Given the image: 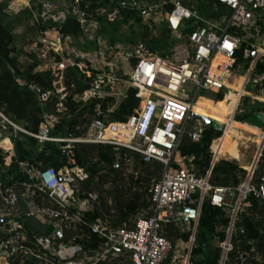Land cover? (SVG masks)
Masks as SVG:
<instances>
[{
    "label": "built area",
    "instance_id": "1",
    "mask_svg": "<svg viewBox=\"0 0 264 264\" xmlns=\"http://www.w3.org/2000/svg\"><path fill=\"white\" fill-rule=\"evenodd\" d=\"M198 2L119 0L112 9L97 8V15L109 21L116 20L122 9L136 11L151 33L166 25L174 41L165 56L152 51L142 38L103 47L98 36L100 22L82 7L81 0H64L62 6L54 0L34 3L31 12L35 23L38 27L49 24L45 30L39 29L35 50L42 62L39 68L50 74L53 88L43 91L34 84L30 88L41 105L55 94L60 100L54 111L44 114L35 131L0 108V264H176L173 261L180 258V264H190L207 195L212 205L230 213L226 238L219 244L220 264L247 263L256 249L254 245L250 250L242 248L241 239L237 238L236 250L237 215L249 205L248 196L264 206V141L259 144L254 169L239 186H213L211 168L206 175H199L195 165L181 154L179 145L185 135L192 141H201L207 121L196 110L203 97L199 93L204 90L216 97L222 91L225 96L230 91L225 75L238 71L236 52L257 15L264 14V0H219L229 10L222 11L220 19L200 11ZM68 16L79 22L85 42L97 43L94 53L98 66L88 58L87 51H76L71 44L74 36L63 33ZM233 27L243 29L245 34L231 33ZM262 54L253 52L254 61L239 74L244 76L243 91L238 92L232 117L244 96L264 103V73H254ZM249 55L247 49L245 57ZM219 56L224 60L217 62ZM70 68L80 71L88 85L73 99L80 104L97 101L92 117L83 125L86 131L80 135L54 133L63 120L73 116L65 103ZM18 81L25 84L22 79ZM130 87L136 89L139 99L135 114L125 122L109 120L110 112ZM109 97L114 102L108 101ZM105 101L107 111L102 107ZM28 137L38 141L39 150L46 143L59 146L67 156L66 163L56 168L40 160L19 159L16 142ZM81 143L113 146L117 159L123 160L121 171L125 178L137 179L141 174L136 157L144 165L154 160L163 163L162 176L152 177L148 186L149 206L121 226L107 219L90 220L87 215L96 208L99 194L82 190L90 172L76 162L75 148ZM213 152L214 164L218 158ZM256 169L260 171L258 176ZM171 230L181 235L171 236ZM186 233L190 234L188 249L184 255H175L184 242L182 234ZM243 233L245 229L241 228L237 235ZM90 234L98 237L96 246H91ZM235 250L232 259L230 254Z\"/></svg>",
    "mask_w": 264,
    "mask_h": 264
},
{
    "label": "trees",
    "instance_id": "2",
    "mask_svg": "<svg viewBox=\"0 0 264 264\" xmlns=\"http://www.w3.org/2000/svg\"><path fill=\"white\" fill-rule=\"evenodd\" d=\"M119 0H81L82 7L89 13H92L95 18L100 22L99 31L105 37L109 38V44L114 45L117 42H136L142 38L146 40L148 47L158 52L160 55H167L168 49L174 41L171 38V31L162 25L159 27L161 35L159 37H151V29L149 25L143 23V18L136 11L122 9L120 16L114 20L109 21L105 16L97 15V8L107 7L114 8ZM217 4V9H214V4ZM198 8L200 11L206 12L209 17L220 19L222 11H228L227 7L222 6L219 0H199ZM32 13V12H31ZM264 14H258L256 22L252 27L253 32L259 29L264 31ZM134 23L140 24V27L135 30ZM49 24L41 23L39 29L45 30ZM122 26L131 28L129 35H122L119 30ZM258 28V29H257ZM63 33L71 35L76 38L80 37L83 33L79 22L73 16H68V19L62 28ZM137 31V32H136ZM231 33L237 35H244L245 31L239 28H231ZM15 35L10 26H8L3 17L0 15V108L5 109L13 119L24 122L31 130H37L43 116L46 112L54 111L56 104L59 102L60 97L58 94L52 95L46 105H41L38 95L30 88L31 84L39 86L43 91L51 90L52 77L46 71H42L41 60L34 53H30L33 57L32 63H20L19 51L13 45ZM254 38L244 39L240 48L236 52V63H244V68L250 67L254 61L252 55L255 49L253 44ZM90 44L97 45L96 42ZM251 51L248 57H245L246 50ZM224 59V58H220ZM254 73H264V57L256 62ZM67 83L70 85L67 92V99L65 103L72 113L69 120H63L61 124L54 130L55 134L67 135L73 133L80 135L85 133L86 128L83 127L84 123L92 117L94 108L97 101H91L88 104H80L73 98L77 93L82 92L88 87L83 81V74L74 68H70L67 73ZM244 76L239 75L233 71L230 72L228 79L229 86L235 90V84L241 86L240 80ZM19 79L25 81L22 85ZM239 89H237L236 93ZM136 89L133 87L128 88L126 95L123 97L119 105L110 112L109 120L125 122L128 118L135 114L136 109L139 107V99L135 95ZM225 91L217 94V101H224ZM114 102L113 97L107 99ZM107 101L102 105L104 110L107 109ZM89 117V118H88ZM211 118V117H210ZM236 126L235 129L245 130L247 123L254 127L256 132H261L262 137L258 145L264 141V133L259 128H264V103L255 100L251 97L244 96L238 107V111L234 115ZM212 119V118H211ZM235 121L234 125H235ZM221 121L212 120L205 126L203 137L201 141H192L187 135L183 136L179 145V151L182 155L188 157V163L194 164L196 172L199 175H206L211 168L210 183L213 186H239L241 185L248 171L244 169L235 159H220L213 164L214 159V146L218 142L224 131V125L219 123ZM225 120V125L227 124ZM80 126V129L77 127ZM121 131L124 132V130ZM220 138V139H218ZM218 139V140H217ZM216 140V141H215ZM234 142L238 146L240 143L244 144L239 134L235 135ZM245 145V144H244ZM223 148V144L219 143ZM16 149L18 157L21 160H29L35 162L40 160L45 165H53L56 168L61 167L67 161V156L64 151L54 143H46L41 150H39V143L32 137L26 140H17ZM213 149V150H212ZM117 151L111 145L103 144H78L75 148V158L78 165L85 167L90 172V178L84 183L82 190H94L99 188V184L110 181L113 184V191H109L113 195L115 208L114 215L106 217L109 214L108 207L104 204L105 209L96 207L93 212L88 213L87 217L90 220L100 218L101 220H109L114 225H123L128 222L139 210L149 206L148 200V186L144 187V183L149 181L154 175L153 171L144 165L139 158L136 157V166L141 167V174L137 179L131 178V182L136 184L139 189L135 191H126L124 189V177L122 176L121 167L123 165L122 159H117ZM104 171L102 172L101 170ZM260 172V171H259ZM255 170V173H259ZM97 178V180H96ZM131 188V187H130ZM114 193V194H113ZM100 198H102L100 196ZM103 199V198H102ZM246 202L248 206L242 207L238 213L236 227L238 231L241 228L245 229V233L235 236L241 239L242 248L250 250L252 245L255 246V251L251 255L246 264H264V206L253 196H248ZM102 203H105L102 200ZM230 222V213L220 207L211 204L208 198L204 199L201 215L199 218L196 239L193 244L190 256V264H220L222 255V248L219 244L222 243L227 234V227ZM91 235V234H90ZM171 236L178 237L181 234L171 230ZM185 249L187 251L190 234H182ZM91 246H96L99 239L96 235H91ZM84 245L88 244L84 239H79ZM216 241L217 245L210 250L205 249V243L208 241ZM235 251L230 254L234 256ZM15 264H20L16 263ZM25 264H34L27 262ZM228 264V263H227Z\"/></svg>",
    "mask_w": 264,
    "mask_h": 264
},
{
    "label": "rangeland",
    "instance_id": "3",
    "mask_svg": "<svg viewBox=\"0 0 264 264\" xmlns=\"http://www.w3.org/2000/svg\"><path fill=\"white\" fill-rule=\"evenodd\" d=\"M38 1H43V0H0V15L3 17L5 23L10 26L13 30V33L15 35V41H14V46L16 47V49L20 52L19 53V62L24 64V63H32L33 62V57L30 55V53H34L37 55V51L35 50V43H36V39L39 35V28L38 25L35 23L34 21V17L31 13V7H33L35 4L34 3H38ZM58 5L63 4L64 0H54ZM228 12V11H225ZM225 14V13H223ZM223 26L225 25V22L222 21ZM134 29L137 30L140 27V24L134 23ZM258 29V28H257ZM131 31V28L128 26H122L119 30V33H121L122 35H129ZM137 32V31H136ZM161 35V31L160 29L157 31H154V33H151V37H159ZM98 36L101 38L102 40V45L103 47H106V45H109V38L105 37L103 34H101V32L99 31ZM249 37H253L254 38V52L256 53H263L262 55H264V31L261 32L259 31V29L255 32H253L252 28L250 31H248V36L246 37V39H249ZM85 39L83 37H73L72 39V46L76 49V51L78 52H84L87 51L88 54H90V56L88 58L92 59L94 66H98V61H97V56H96V52L95 49H97V45L95 46L94 44H90L84 41ZM120 42V41H119ZM121 43H128V42H121ZM130 43V42H129ZM251 53V51H250ZM99 55V54H97ZM224 59H220L217 58V62L218 61H222ZM237 66H239L238 71H236L235 73L237 74H242L243 71L245 70L244 68V63H240ZM236 66V67H237ZM231 72V71H230ZM230 72H228V75L230 74ZM244 83V81H243ZM242 83V85H243ZM235 88V90H233V93H236L237 89L241 90V88H239V85L235 84V86H233ZM229 89L232 91V87L229 86ZM238 90V91H239ZM238 93V92H237ZM228 94V93H227ZM226 94V95H227ZM199 95H203L204 97H201L199 99V104L202 107H206L207 110L212 111L214 109V106H218L217 108V112H219L220 115H224L225 114V108L226 106L229 108V104L226 103H230V101L225 100L224 101H215V96L212 93H206V91L201 90ZM252 99V98H251ZM215 101L217 104L215 105V103L213 102ZM223 107V108H222ZM216 108V107H215ZM227 111V110H226ZM212 119H214L215 121H220L218 118L210 116ZM225 119V118H224ZM227 120V124L226 127H224V132L221 139L216 142L215 146H214V151L216 153V157L218 159L222 158V159H235L244 169H246L249 173V170L251 169L256 157H257V152L259 150V145L258 142L261 139V135H259L258 133H251V134H241V139L244 142V144H239L238 146L236 145V143L234 142V138L235 135H237V130L235 129V125L233 122V119L229 118V119H225ZM235 120V118H234ZM221 123V122H219ZM222 125L225 123H221ZM250 129L256 130L254 127H250L247 126ZM260 131H264V128H262V130ZM250 133V132H249ZM257 135L259 137V139H257ZM221 142V144H223V148H221L219 146V143ZM215 155V154H214ZM235 157V158H232ZM147 167H149V169L151 171H153V177L156 178H160L163 174V171L165 170V166L163 163L159 162V161H152L150 164L146 165ZM142 170V169H141ZM102 172L104 171L101 170ZM259 172V171H258ZM258 176V173H257ZM124 189L126 191H135L136 189H139L138 186L136 184H133L131 182V178H125L124 177ZM97 180V178H96ZM151 182V179L149 181H147L146 183H144V187L149 186ZM84 183H82V187L84 186ZM131 187V188H130ZM113 184L112 182L108 181L106 183H104L103 185L99 184V188H94L95 192H97L99 194V200L98 203L96 204V207H99L100 209L104 207V204L108 207L109 209V214L106 213L105 216L109 217L111 215H114L115 213V208L113 207V203H114V198L113 195L109 193V191H113ZM129 189V190H128ZM114 194V193H113ZM100 196L103 198H100ZM206 198H208V195L206 196ZM102 200L105 203H102ZM105 209V208H103ZM109 221V220H108ZM237 228V227H236ZM238 233V229L236 231V236ZM237 237L234 240V246L236 248V250L238 249V243L236 242ZM217 245V242L212 240V241H208V243H205L204 247L207 250H210L211 248L215 247ZM186 245L184 244V242H182L180 244V248L179 250L175 251L174 254L175 255H184L186 252L185 249ZM235 250V253H236ZM232 259H234L235 255L232 257L230 256ZM264 258V257H263ZM183 259H175L173 261V263L176 264H180L182 262ZM264 260V259H263ZM264 262V261H263ZM167 264H170L169 261Z\"/></svg>",
    "mask_w": 264,
    "mask_h": 264
},
{
    "label": "bare ground",
    "instance_id": "4",
    "mask_svg": "<svg viewBox=\"0 0 264 264\" xmlns=\"http://www.w3.org/2000/svg\"><path fill=\"white\" fill-rule=\"evenodd\" d=\"M218 58H224V57H222V56H219ZM228 72H230V71H228ZM228 72L226 73V75H225V79H226V81H227V85H228V87H229V84H228V79H229V76H230V74L228 75ZM243 81H244V77L240 80V83H241V86H240V88L241 87H243V85H242V83H243ZM243 90H242V88H241V90H239L238 92H242ZM234 91L232 90H230L229 92H227L230 96L229 97H227L225 100H229L230 101V103H226V104H229L230 105V111H231V118H233V120H234V117H232V115H233V113H234V109H235V106H236V104H237V102H238V98H239V94L238 93H233ZM228 105V106H229ZM223 108V107H222ZM226 110L228 109V107L226 106V108H225ZM196 110L198 111V113H200V114H202V115H204V116H207V117H209V115L210 116H213V117H216V118H218L222 123H225V119H224V115H220L219 114V112H217L215 109L214 110H212V111H209V110H207L206 108H204V107H202L200 104H199V100H198V103H197V105H196ZM235 126H236V122H235ZM237 127V126H236ZM248 128V127H247ZM250 132V133H249ZM243 133H245V134H253V132H252V130H250V129H246V130H241V134H243ZM241 134H240V137H241ZM257 139H259V137H258V135H257ZM258 153V152H257Z\"/></svg>",
    "mask_w": 264,
    "mask_h": 264
},
{
    "label": "crops",
    "instance_id": "5",
    "mask_svg": "<svg viewBox=\"0 0 264 264\" xmlns=\"http://www.w3.org/2000/svg\"><path fill=\"white\" fill-rule=\"evenodd\" d=\"M204 97V96H203ZM215 101H217L216 99H215ZM215 101H213L214 103H215V105L217 104ZM216 107V108H215ZM204 108H206V107H204ZM217 108H218V106H214V109L217 111ZM229 108H230V105H229ZM227 109V111L225 110V114H224V118L225 119H229V118H231V111H230V109ZM208 109V108H207ZM213 109V110H214ZM231 119H233V118H231ZM213 120V119H212ZM235 121V120H234ZM236 122V121H235ZM248 125L247 126H250V127H252L251 126V124H249V123H247ZM224 125V127H225V124H223ZM253 128V127H252ZM257 128H259L260 130H262V128H260V127H257ZM246 129H250V128H246ZM245 129V130H246ZM250 130H252V132L253 133H258L259 135H262V133L261 132H256V131H254L253 129H250ZM263 132V131H262ZM224 133V132H223ZM237 133L239 134V136H240V134H241V129H238L237 130ZM218 139H220V138H218ZM217 139V140H218ZM216 141V140H215ZM223 158V157H222ZM222 158H220V159H222ZM232 158H235V157H232ZM220 159H218V160H220Z\"/></svg>",
    "mask_w": 264,
    "mask_h": 264
},
{
    "label": "water",
    "instance_id": "6",
    "mask_svg": "<svg viewBox=\"0 0 264 264\" xmlns=\"http://www.w3.org/2000/svg\"><path fill=\"white\" fill-rule=\"evenodd\" d=\"M204 118L206 119L207 123H210V122L212 121V119L209 118V117H206V116H205ZM262 147H263V144L261 145L260 149H261ZM255 165H256V159H255V161H254V163H253L251 169L249 170V174H250V172L254 169Z\"/></svg>",
    "mask_w": 264,
    "mask_h": 264
}]
</instances>
